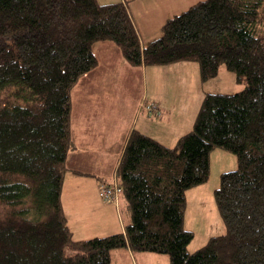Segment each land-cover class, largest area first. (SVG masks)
I'll return each mask as SVG.
<instances>
[{"label":"trees","instance_id":"obj_1","mask_svg":"<svg viewBox=\"0 0 264 264\" xmlns=\"http://www.w3.org/2000/svg\"><path fill=\"white\" fill-rule=\"evenodd\" d=\"M125 3L0 0V264H111L121 248L168 264H264V0H198L145 45ZM103 42L131 67L196 62L201 82L223 65L242 88L204 92L172 146L132 129L115 176L99 182L115 178L129 221L77 240L61 204L65 174H86L67 165L71 93ZM215 149L237 164L213 192L224 233L189 253L186 192L207 182Z\"/></svg>","mask_w":264,"mask_h":264},{"label":"crops","instance_id":"obj_2","mask_svg":"<svg viewBox=\"0 0 264 264\" xmlns=\"http://www.w3.org/2000/svg\"><path fill=\"white\" fill-rule=\"evenodd\" d=\"M126 2L125 5L127 6L129 15L131 17V20L137 30V33L139 35V39L141 42V45H145L148 42L154 40L160 35L161 26L163 23L173 17L174 14H179L183 10L180 8L178 9H171V10H164L163 14L160 15L158 18H153L154 21L156 20L154 24L152 22L150 24H143L141 21V17L144 18V11L146 12V9L143 11L141 8H138V4H136L137 9H133L132 2L137 0H97L99 4H109V3H117V2ZM143 1V0H141ZM193 1V3L197 2ZM141 5V2H140ZM190 6V5H189ZM141 7V6H140ZM164 7V4L162 5ZM159 8V6H158ZM173 10V11H172ZM136 13V14H135ZM110 42H103V43H96L93 45L92 51L97 58L98 65L97 68L88 74L87 76L83 77L78 84L82 85L85 84L87 86V91L84 92L86 96L84 100H80L83 97L79 95V90L75 91V87L72 90L71 96L73 94V97H75L77 100L72 103L71 102V131H72V139H73V147L68 152L67 155V163L70 159L71 163L75 164L79 160V158H75L74 156H82L84 159H82L83 162H85L87 159L91 157V161H88L89 166H92L94 170L99 174V177H95L94 180H83V176L79 175L77 173L73 172H67L66 175H70L67 184L65 185V179L62 186L61 191V204L63 208V213L67 220V225L72 233V236L74 239H81L79 237H74V232L72 231L70 227V223L72 220H75L73 216V209H69L70 207H65L63 202V196L65 189H67V192L65 193L68 195L67 197L70 198L74 202L76 211H79L77 207L81 206L83 202H89V197H94L98 195L97 186L100 181H106L109 182L113 179L115 176V171L118 165V161L120 159V156L122 154L123 148L125 146L128 134L132 129L137 130L138 132L151 137L152 139L158 141L162 145L165 146H172L175 141L184 134L185 131L188 130V128H191L195 114L197 110H188L185 109V112L188 113V117H185L184 127H182L181 116L175 117L172 116V111L175 112L176 110L185 107L184 104H182L179 100L175 101V96L173 95L171 98H173L170 102L165 101V97L163 95L162 89L163 86L159 83H154L150 87V90L148 91V84L150 79L154 78L155 76H159V72L164 71L165 69H172L167 71H175V69H178L182 72H188V68H191L196 72L197 67L192 64L193 62H176L168 65H161V66H141V67H131L130 74L134 76L136 79L139 78V80L143 83V96L142 100L138 101L137 99L139 96L135 94H130L128 92L129 100L126 102V105H129L128 110L130 112V118L128 120L125 119V102H122V99L124 100L125 92L128 89L130 90V87L127 85L130 84H123L121 85L122 88H119V92L123 90L122 96L118 95V100L113 94L110 96L111 99L107 100L106 102L99 101L100 99L97 97V99H94L98 92V86L96 85V81H92V79L95 76V74L102 69L100 73H103L109 68L101 67V62H107L106 53L108 51L114 53V55H119L120 53L116 49V47L110 43ZM100 58V59H99ZM125 66H128L125 64ZM193 65V66H192ZM187 74H180L179 76H176L179 83L184 86V88H188V82L183 80L182 77H185ZM134 86V85H133ZM179 86V85H177ZM114 89H117V87H113ZM134 88V87H133ZM174 88V91L177 90L175 86H172ZM80 89V87H79ZM101 89V88H100ZM99 89V90H100ZM192 89V88H191ZM190 89V90H191ZM85 91V90H84ZM101 93H104L106 91V88H103ZM165 91V90H164ZM205 91H201V97ZM187 94H190L187 92ZM107 95V94H106ZM108 97H105V99ZM148 98V100H147ZM200 98V94H199ZM121 101V102H118ZM146 101H149L150 103H154L157 107L155 111L147 112L142 102L147 103ZM198 102V100H197ZM176 106H179L176 108ZM199 106V105H198ZM175 110V111H174ZM182 114V110H180V115ZM83 116V117H82ZM106 117V119H110L108 122H100L101 117ZM122 117V124L116 128V123L113 120H117ZM142 117L140 124L137 123L138 118ZM135 122V124H134ZM134 125V128H133ZM137 127V128H136ZM96 128H98L100 131H97ZM190 130V129H189ZM167 142H170L168 144ZM74 158V159H73ZM77 159V160H76ZM73 170H76L77 172H81L80 169H77V167H70ZM85 173V172H84ZM79 177V178H78ZM81 177V178H80ZM89 182V183H88ZM193 189V188H192ZM191 190V189H189ZM99 198V196H97ZM93 199V200H94ZM100 199V198H99ZM101 200V199H100ZM102 208H98V212L95 214L98 221L102 222L103 227L109 228L108 230L101 231L102 233H105V235H95V236H106L113 233H119L123 231L124 224L122 221H120L119 213L120 210V203H124L123 199L119 196L118 204L115 205L113 203H105L101 200ZM105 209V210H104ZM104 210V212H103ZM69 212V213H68ZM78 216V215H77ZM106 216V217H105ZM93 236V237H95ZM91 238V237H90ZM86 239V238H84ZM123 250V249H121ZM113 253H119L117 250H112L110 255H113Z\"/></svg>","mask_w":264,"mask_h":264},{"label":"rangeland","instance_id":"obj_3","mask_svg":"<svg viewBox=\"0 0 264 264\" xmlns=\"http://www.w3.org/2000/svg\"><path fill=\"white\" fill-rule=\"evenodd\" d=\"M193 1L196 0H137L132 2V7L133 9H137L135 6L136 4H138V8H141L143 11L146 9V12L144 11L145 17H141L142 23L150 24L152 22V24H154L157 21H154L153 18H158L163 14L164 10H179L180 8L186 9L189 7V5L193 4ZM163 4L164 7H162ZM175 15H177V13L174 14V16ZM106 58L107 62H101V60L100 63L103 69L107 67L109 68V70L105 71L103 74L100 73L102 71V69H100L95 74L96 77L92 79V81H96V85L98 86V92L94 99H97L98 97L100 99L99 101L106 102L107 100L111 99L110 96L113 94V98L115 96L117 98L116 100H118V95L122 96L123 94V90L119 92V88H122L121 85H123L124 83L130 84L127 85L128 87H130V90H126L127 92H125L124 96L125 99H122V102H125V104H123V106H125V114L123 117L128 120L130 118V112L128 110L129 105H126V102L129 100L128 92L130 94H135L136 98L137 96H139L137 99L138 104V101L142 100L143 96V83L139 80V78L136 79L134 76H132V74H130L131 67L124 61L121 55L116 56L114 55V53L108 51L106 53ZM124 62L128 66H125ZM192 64L197 67L196 72L191 68H188V72L186 73L178 69H175V71H167L172 69L163 68L164 71L159 72V76H155L153 79L151 78L148 84V91L150 90L152 84H161L163 86L162 92L166 102H170L173 99L171 97L173 95H176L175 101L179 100L182 104L185 105V107L183 106L176 111L174 110L175 112L172 111V116L174 115L177 118L181 116V121L185 120V117L189 118L188 113L185 112L186 108L188 110H198V105H200L202 100V90L205 91V93L209 94H233L242 88L241 85H238L235 82L234 74L227 71L223 65L220 66L217 75L214 78L206 82H201L199 76V66L196 62H193ZM180 74H187L182 78L183 80L188 82V88H184V86L180 84L178 79L176 78V76H179ZM172 86H175L177 90L174 91V88H172ZM113 87H117V89H114ZM86 88L87 86L85 84H77L74 88L75 91L79 90L80 92L77 96L83 97L82 99H80L81 101L86 97L83 96L85 95L84 92L87 91ZM100 88L102 90L103 88H106V91H104V93H101L102 91H100ZM187 92H189L190 94H187ZM105 97L108 98L105 99ZM76 100L77 99L73 97L72 94L71 102L74 103ZM146 102L147 103L142 102L141 105L150 103L149 101ZM178 107L179 106H176V108ZM180 110H182L181 115ZM141 119L142 117L138 118V124L142 122ZM109 120L110 119H106V117L102 116L100 122L103 121L106 123ZM113 121L116 123L117 128L122 124V117ZM184 124L185 122L183 121L182 127H184ZM189 129L190 128H188L187 131H189ZM96 130L100 131L98 128H96ZM187 131H185L184 133H186ZM167 143L170 144V142ZM74 157L77 159L79 158V160L75 162L74 166L71 163L70 159L68 160L67 165L69 167H77V169H80L81 172H85L86 174L82 175L83 180L95 181V177H99V174L94 170V168L92 166H89L90 164H88V161H91V157L86 158L87 160L85 162L82 161V159H84L82 156ZM236 166V158L233 154L220 149L213 150L209 156V177L207 182L186 192L183 228L193 233V238L187 246V251L189 253H193L204 246L209 238L219 236L220 234L224 233V225L222 223L220 214L216 209L213 192L219 186V177L221 173L234 170L236 169ZM65 177L66 185L71 176L66 175ZM66 192L67 189H65L63 196L64 205L65 207H70L69 209H73V214H75V216H73L75 220L69 222L70 227L74 232V237L88 239L95 235H105V233H102L101 231L108 230L109 228L103 227L102 222L98 221L95 215L98 212L97 209L103 207V203L100 200L102 199L100 193H98L97 195L100 199L97 196L95 199L94 197H89V202H83L81 206L77 207L79 211H76L74 202L67 197L68 195L65 194ZM120 205L121 212L119 213V217L120 221H122V223L125 225L128 223L130 215L125 204L122 202L120 203ZM121 249H115L119 253H113V255H111V264H168V257L165 254L130 252L128 248ZM66 253L70 255L73 252L70 250H66Z\"/></svg>","mask_w":264,"mask_h":264},{"label":"built area","instance_id":"obj_4","mask_svg":"<svg viewBox=\"0 0 264 264\" xmlns=\"http://www.w3.org/2000/svg\"><path fill=\"white\" fill-rule=\"evenodd\" d=\"M146 110L148 112H152L156 110V106L154 103H149L146 104L145 106ZM98 193L101 195V200L105 203H113L115 205L118 204V199L121 194V188L120 186L116 183L115 178L113 182L109 184H98Z\"/></svg>","mask_w":264,"mask_h":264}]
</instances>
